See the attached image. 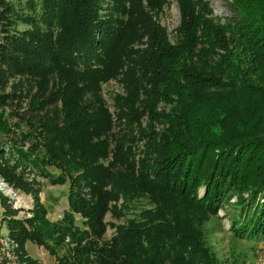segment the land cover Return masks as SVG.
<instances>
[{
	"label": "trees",
	"instance_id": "16d2710c",
	"mask_svg": "<svg viewBox=\"0 0 264 264\" xmlns=\"http://www.w3.org/2000/svg\"><path fill=\"white\" fill-rule=\"evenodd\" d=\"M168 1L0 0V177L36 200L27 226L8 221L24 264H40L26 240L54 264H222L205 226L233 194V234L264 239V0H222L223 16L175 0L173 40L159 23ZM31 167L69 180L83 229L71 211L45 216ZM126 210L104 239L105 212Z\"/></svg>",
	"mask_w": 264,
	"mask_h": 264
},
{
	"label": "rangeland",
	"instance_id": "374dc122",
	"mask_svg": "<svg viewBox=\"0 0 264 264\" xmlns=\"http://www.w3.org/2000/svg\"><path fill=\"white\" fill-rule=\"evenodd\" d=\"M214 10V14L223 16L226 14V5L222 0H208ZM179 22V8L175 0H170L164 4L162 12L159 14V23L167 31L169 38L174 39L173 30ZM21 27V26H20ZM122 88L120 84L111 80L102 84L101 93L105 99L109 110H113L111 97L115 93H120ZM16 120V117H11L10 122ZM145 122L143 121V124ZM24 130L25 127L23 126ZM135 159L141 145L135 147ZM41 169V168H40ZM52 175H58L59 171L55 167L46 166L43 169ZM38 168H30L24 170V178L32 183L33 187L38 189V202L46 209V217L52 221H59L63 218L64 212L71 211L68 203L69 180L67 179L62 184H51L44 175L40 174ZM198 195L204 193V188L200 187ZM0 194L7 199V203L14 211L13 215H3V207L0 204V264H24L21 261V251L18 242L9 235V219L21 221L25 226V220L31 217L35 202L31 192H26L21 188H15L0 177ZM83 194L86 190L83 189ZM87 198L89 195H85ZM247 197L246 193H243ZM237 200L236 194H233L229 199L223 202L216 213L209 215L206 222V244L215 252L222 264H264V239H248L247 237H236L231 230V222L239 215L238 206L235 204ZM122 202L120 198L118 204ZM144 200L137 201L135 206L141 207ZM118 219L111 215L110 211H106L103 215V220L107 224L103 238L109 239L114 232V226L109 224H118L126 218L130 217L131 210H126L125 213ZM74 223L77 227L84 228V218L79 213L72 212ZM23 253L28 257L37 260L40 264H54L55 259L50 255L43 246L26 240L23 244ZM23 258V257H22Z\"/></svg>",
	"mask_w": 264,
	"mask_h": 264
}]
</instances>
